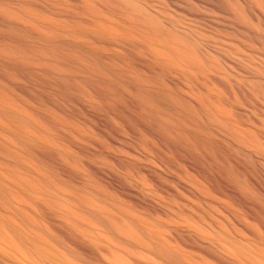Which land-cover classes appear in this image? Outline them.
I'll return each instance as SVG.
<instances>
[{
  "label": "bare ground",
  "instance_id": "obj_1",
  "mask_svg": "<svg viewBox=\"0 0 264 264\" xmlns=\"http://www.w3.org/2000/svg\"><path fill=\"white\" fill-rule=\"evenodd\" d=\"M0 264H264V0H0Z\"/></svg>",
  "mask_w": 264,
  "mask_h": 264
}]
</instances>
